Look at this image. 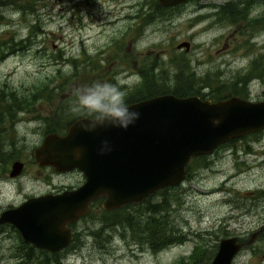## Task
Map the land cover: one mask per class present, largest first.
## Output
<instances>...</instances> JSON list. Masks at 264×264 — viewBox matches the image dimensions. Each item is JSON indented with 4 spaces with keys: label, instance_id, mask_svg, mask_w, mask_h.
<instances>
[{
    "label": "rangeland",
    "instance_id": "1",
    "mask_svg": "<svg viewBox=\"0 0 264 264\" xmlns=\"http://www.w3.org/2000/svg\"><path fill=\"white\" fill-rule=\"evenodd\" d=\"M85 1L18 0L15 13L0 18V36L13 43L0 48V144L7 151L0 168L10 169L13 158L23 161L12 184L0 179V205L52 186L38 175L45 169L31 149L45 133L62 132L72 118L85 114L75 110L96 85H115L130 100L144 93L143 76L152 72V82L165 86L177 73L181 83L201 85L204 95L221 89L264 98V16H257L264 3L244 12L258 20L230 21L216 13L226 0H201L203 8L195 12L189 3L169 19L142 15L153 0H94L96 7ZM95 12L113 22L104 26L106 20L83 15ZM123 14L132 17L120 18ZM182 40L190 42L188 49L176 47ZM187 169L168 189L173 204L163 213L182 240L158 250L161 244L133 239L122 227L100 228L99 200L71 225L73 238L59 255L19 240L8 222L13 228L7 225L0 237V264L51 263L59 257L65 264H182L196 248L209 257L216 241L230 235L251 239L234 255V264H264V127L191 159ZM82 180L78 169L51 178L53 186Z\"/></svg>",
    "mask_w": 264,
    "mask_h": 264
},
{
    "label": "water",
    "instance_id": "2",
    "mask_svg": "<svg viewBox=\"0 0 264 264\" xmlns=\"http://www.w3.org/2000/svg\"><path fill=\"white\" fill-rule=\"evenodd\" d=\"M182 1L157 0L165 6ZM188 46L186 40L176 44L177 48ZM128 104L139 118L127 128L86 131L79 116L63 134L45 133L32 150L38 163L56 170L76 168L83 180L57 193L27 197L2 210L0 222L11 223L35 247L56 251L71 240L67 223L86 214L92 200L101 197L102 209L138 202L155 190L179 184L190 157L209 154L230 138L264 127V98L229 95L209 100L160 93ZM20 167V161H13L10 174L18 173ZM241 245L235 235L220 238L209 264H232Z\"/></svg>",
    "mask_w": 264,
    "mask_h": 264
},
{
    "label": "trees",
    "instance_id": "3",
    "mask_svg": "<svg viewBox=\"0 0 264 264\" xmlns=\"http://www.w3.org/2000/svg\"><path fill=\"white\" fill-rule=\"evenodd\" d=\"M246 14L243 15L227 14V15L229 16L230 21H234L238 17L245 19ZM251 19L252 18L249 19L246 18L245 20H251ZM152 77H153L152 72H151V76H149L148 78H146V76H143V79L146 80V83L144 84V90H145L144 93H142L141 95L135 94V96L132 99L126 101H133L135 99L147 97L150 95L160 94V93H172L177 96L198 95L201 98L204 97L203 96L204 93H201L200 90H198V88H200L201 85L192 86L189 82L181 83L183 81L178 80L177 73L175 79H173V83L171 84L168 83L169 85L167 84L165 86L159 83L154 84L152 82ZM196 81L201 83L203 81V78L197 79ZM233 85L237 87L236 81H234ZM240 87L242 88L243 85H240ZM229 95H237L246 98L244 93H238L237 91L234 90L224 93L221 92V89H214L213 91L208 93V98L211 100H217ZM232 140H234V138H230L218 146H221ZM203 157L204 154L197 155L191 157L189 161H191V159L203 158ZM189 161L186 164L185 173H187L188 171L187 167ZM204 164L205 162L202 161L201 165ZM168 189L169 188L167 187H163L145 196L143 199H141L138 202L127 203L117 208L102 209L99 207L100 213L98 215L101 223L100 228L122 227L124 228L126 233L131 235L133 239H137L139 241L146 240L147 242H149L148 243L149 245L161 244L162 246L166 244L168 245L171 242L176 241L177 239L182 240L181 238L184 237V235L180 234L177 231L175 232V229L171 226V223H168L167 218L163 215L165 210H167V212L168 210H171L170 205L173 204V199L171 198L172 195L168 193ZM99 200L100 198L92 200L89 205L90 206L89 211L81 217L88 215L93 208V204L97 203ZM162 215L164 216V218ZM158 234L161 236L160 239L156 243L150 244V242L152 241V237H155ZM202 251L203 253H201ZM208 253L209 252H207V250L205 249L196 248L193 251V253L189 255L188 258L182 260V264H208L209 262V257H207ZM34 264H65V262L59 257L52 260L51 263L40 259Z\"/></svg>",
    "mask_w": 264,
    "mask_h": 264
},
{
    "label": "flooded vegetation",
    "instance_id": "4",
    "mask_svg": "<svg viewBox=\"0 0 264 264\" xmlns=\"http://www.w3.org/2000/svg\"><path fill=\"white\" fill-rule=\"evenodd\" d=\"M201 0H185V1H182L180 3H177V4H174V5H161L157 2V0H153L152 1V4H146V7H147V10L146 12H144L142 15H145V17H151V18H158V19H169L171 16L175 15L174 12L179 9H182L183 7L187 6V4L189 3H193L195 4V9L193 10V12L196 11L197 8H203V5H199V2ZM18 0H0V18L6 16V14H14L15 13V10L18 8V4H17ZM82 3H87V1L85 0H82ZM264 3V1H260V0H226L223 2V4H221L220 6L217 7V10H216V13L217 14H244V12L246 11V7L248 6L249 10L250 9H256L255 7L259 4H262ZM89 4H93V7H96V3L94 0H91L89 1ZM205 7V6H204ZM199 11V10H198ZM264 12V11H263ZM260 13V14H257L258 17H261L262 15L264 16V13ZM146 13V14H145ZM150 13V14H149ZM248 14V13H247ZM85 18H87L88 20H93L94 22L97 21V19H103V21L107 22V23H102L104 26L106 25H109L110 23L112 22H108V14H104V15H101V14H97L95 12V14H83ZM195 15H198V14H195ZM256 15V14H255ZM132 15L130 14H123L122 17L120 18H131ZM135 18L137 16H134ZM258 17H252V19H255L257 20ZM102 21V22H103ZM84 25H87V22L84 23ZM5 35H3V39H2V36H0V48L2 46H7V48L9 49L10 48V45L13 44L11 40H7L4 38ZM8 43V44H6ZM15 43H20V40H17ZM189 46H190V42H189ZM188 46V47H189ZM185 49V48H184ZM188 49V48H187ZM186 50V49H185ZM4 56V54L0 53V58ZM204 97L203 98H208V93H206L205 95H203ZM1 99V97H0ZM209 99V98H208ZM137 100V99H135ZM211 100V99H210ZM134 101V100H133ZM127 103H130L132 101H126ZM86 114V113H85ZM82 116V115H80ZM79 117V116H77ZM76 117H74L73 119H75ZM72 119V120H73ZM71 120V121H72ZM70 121V122H71ZM69 122V123H70ZM68 123V124H69ZM55 132V131H53ZM65 132L62 131V132H56L58 134H63ZM44 136V135H43ZM42 140V139H41ZM40 144V143H39ZM38 144V145H39ZM1 144H0V163L4 160L5 156H4V153L7 152V151H4L1 149ZM37 146V145H36ZM35 146L32 147L31 149V153H32V150ZM33 156V154H32ZM34 157V156H33ZM20 161L21 162V167H20V170L18 173L14 174V175H11L10 174V169L9 167L7 169L4 168H0V179L2 178H6L8 180H10L11 182H9V184H12L13 183V179L18 176V174L20 173L22 167H23V161L20 160V159H16V158H13L11 161H10V167H11V164L13 161ZM35 162L37 163V165L41 168V169H45L44 172H39L38 175H41V177L43 178V181H45L46 184L49 183V185L51 184L52 186H49L48 189H45L43 191H40V192H37V193H32V194H29V195H26L24 197V199H21L20 201L18 200L16 204H8L6 202V204H3V205H0V212L6 208H11V207H14L18 204H20L23 200H25L27 197L29 196H37V195H40V194H45V193H57V192H60L62 191L63 189H69V188H73L77 185H62V186H53L52 182H51V178H52V175H61V174H65L66 172H69L70 170L72 169H76V168H72V169H69V170H56L52 165H49V164H43V165H40L38 163V161L34 158ZM80 171V170H79ZM81 172V171H80ZM82 174V173H81ZM42 181V182H43ZM167 188H170V186H166ZM101 199V198H100ZM100 202V201H99ZM100 207V205H99ZM101 208V207H100ZM81 218V216L79 217ZM79 218H77L76 220L72 221V222H69L67 223V226L70 227V232H71V240L73 238V230H72V224L77 221ZM7 225H10L8 222H0V237H3L5 235V228L7 227ZM11 228H13L11 225H10ZM261 228V227H260ZM15 231V230H14ZM16 233V236L19 238L20 240V237L22 238L20 232L18 230L15 231ZM257 234V233H256ZM255 234V235H256ZM254 235V237H255ZM237 237V241L239 242H242V245L241 247L246 244L247 242H250L251 239L249 240H246V241H243L241 240V237L235 235ZM224 237V236H223ZM252 237V239L254 238ZM222 238V237H220ZM219 238V239H220ZM23 239V238H22ZM218 239V240H219ZM255 239V238H254ZM71 240L68 242V244L71 242ZM218 240L216 241V245H215V249H214V252H210V255H209V258L211 260V258L213 257L215 251H216V248H217V244H218ZM25 241V240H23ZM27 242V241H25ZM29 243V242H27ZM26 244V243H24ZM30 245H32L31 243H29ZM67 244V245H68ZM66 245V246H67ZM33 246V245H32ZM165 245H162L158 250L164 248ZM240 247V248H241ZM34 248L36 250H40V251H44L46 253H49V254H54V255H59V254H63V252L65 251V247L63 248H60L56 251H50V250H47V249H44V248H39V247H35ZM239 248V249H240ZM156 249V250H157ZM239 249L238 251L235 253V254H238L239 253ZM209 254V253H208ZM234 254V255H235ZM64 256V255H63ZM234 257V256H233ZM232 257V259H233ZM209 260V262H210ZM208 262V264H209ZM232 264H234V261H232Z\"/></svg>",
    "mask_w": 264,
    "mask_h": 264
},
{
    "label": "clouds",
    "instance_id": "5",
    "mask_svg": "<svg viewBox=\"0 0 264 264\" xmlns=\"http://www.w3.org/2000/svg\"><path fill=\"white\" fill-rule=\"evenodd\" d=\"M126 96L127 94L115 85H96L85 95L87 103L75 110L78 114L86 113L82 115L81 128L91 131L96 127L127 128L133 124L139 118V113L130 110ZM103 144L106 145L107 141Z\"/></svg>",
    "mask_w": 264,
    "mask_h": 264
}]
</instances>
